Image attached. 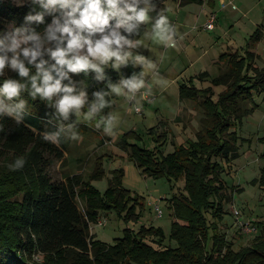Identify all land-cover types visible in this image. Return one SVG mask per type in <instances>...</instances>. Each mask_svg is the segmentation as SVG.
Listing matches in <instances>:
<instances>
[{"label":"trees","instance_id":"16d2710c","mask_svg":"<svg viewBox=\"0 0 264 264\" xmlns=\"http://www.w3.org/2000/svg\"><path fill=\"white\" fill-rule=\"evenodd\" d=\"M163 1L153 0L155 4ZM37 11L43 9L32 5L30 0L20 7L10 0H0V18L10 25L23 26L25 16ZM51 19L46 15L44 24L30 26L43 32ZM144 31L142 24L139 35L133 38L137 39ZM252 56L248 50L243 56L237 51L221 55L220 61L226 68L205 87H197L191 78L180 83V99L197 101L203 112L201 128L194 139L174 145L173 151L166 154L161 153L160 147L155 151L139 145L136 139L140 135L133 130L125 132L118 142L141 173L185 180L186 193L178 189L170 199V207L179 218L170 233L175 247L171 242L163 243L162 232L153 225L125 228L123 235L111 243L94 238L90 225L97 222L102 212L114 210L129 221L140 216L143 202L124 185L121 167L111 171L104 193L93 185V179L105 174L103 157L112 153L97 156L95 168L86 175L76 172L65 180L52 181L45 170V155L62 158L66 139L62 135L57 146L46 142L42 134L56 131L61 124L82 125V122L77 115L70 116L68 121L59 120L55 109L46 102L22 93L28 115L20 125L11 117H0L5 128L0 131V154L4 151L23 157L26 164L19 171L22 175H34V187L20 185L18 171H0V264H264V219L257 224L259 234L253 242L236 250L225 243V235L218 231L216 222H209L206 217L207 211H211L215 220L222 216L221 202L228 197L221 174L230 159L240 155L235 125L254 111L257 106L254 94L264 93V65H252ZM105 72L110 82L118 79L112 68H105ZM80 74L89 100L93 99V92L107 86L108 80L96 81L94 72ZM203 75L205 72L199 76ZM213 86L223 89L216 92ZM86 112L82 110V114ZM259 181L264 187V165ZM19 193L20 201L13 200ZM78 200L82 201V208ZM150 237L155 239L150 242ZM35 253L40 254L41 260L29 263Z\"/></svg>","mask_w":264,"mask_h":264},{"label":"rangeland","instance_id":"374dc122","mask_svg":"<svg viewBox=\"0 0 264 264\" xmlns=\"http://www.w3.org/2000/svg\"><path fill=\"white\" fill-rule=\"evenodd\" d=\"M10 1L15 3V0ZM206 1H192L181 7L183 11L181 16L192 15L191 17H194L197 14L200 18L196 22L195 17L190 20L193 21L191 27L196 26L195 29L190 27V31L195 37L208 33H211L210 37H212L216 33V30L209 31L201 27L206 22V15L209 13L208 7L201 4ZM233 2L237 5V10L230 15L224 12L229 9L227 7L217 9L215 26L219 29L221 27L231 28L232 32L240 33L237 34L240 36L243 46L250 39H248L247 33H252L253 36L255 34L256 42L259 40L261 31H264V0H233ZM181 8L176 5L175 0L160 2L156 4V10L150 13L152 22L162 11L175 26L173 19L179 20ZM226 17H229L228 20ZM257 24L262 25L258 27ZM9 26L10 24L0 18V31ZM237 27H241V30H238ZM136 40L140 47L133 49V57L142 60L143 66L134 65L130 61L126 67L122 66L118 71L112 68L118 76V79L113 83H118L121 78H128L134 73L139 74L143 71L146 81L145 88L141 89L136 100L132 102L124 96L115 94L106 97L110 100L111 107L103 109V112L92 120L86 119L85 114H82L81 111L77 115V119L82 122V125L74 127L79 139L72 140L65 137L66 148L60 159L56 158L54 154H46L45 170L52 181L65 180L66 176L76 172H83L86 175L95 168L94 162L97 156L112 153L113 155L103 157L105 174L93 179V185L104 193L111 171L121 167L124 169V185L133 194L140 197L143 209L137 219L129 221H125L114 210L102 212L97 222L90 225V232L94 238L111 243L114 238L123 235L125 228L137 229L141 225H153L162 232L163 243L171 242V245L175 247L176 243L171 241L170 233L173 224L179 223V218L175 215L174 209L170 207V199L176 195L178 189L186 193L185 180L183 177L177 180H171L166 176L155 178L141 173L135 162L119 148L118 142L125 132L133 130L140 135V138L136 139L139 145L155 151L157 147H160L161 153L166 154L173 151L174 145L185 142L187 139H194L195 133L201 128L203 112L200 111V105L194 106L188 100L177 104V98L178 81L182 83L184 79L194 73L197 67L189 66V59L193 55L189 56L180 51V41H176L175 47H166L158 41L152 35L151 23L145 24L144 33ZM258 45L260 47L258 49L264 50V38ZM153 65H155V70H153ZM258 65L263 67L264 64ZM182 66L187 67V70L185 68L183 77L179 78ZM105 68L109 69L111 66ZM69 75L74 82H77L78 87H83L81 74L70 73ZM6 78L19 79L17 73L10 69H6L5 74L0 76V81L3 82ZM64 83H68V81L66 80ZM203 85L201 81L199 86ZM222 89V86H218L215 91L219 92ZM104 90H107V86ZM21 98L23 99V97ZM254 98L257 104L255 110L243 117V122L235 125L234 128L239 137L240 156L235 160L230 159V163L221 174L227 187L228 197L227 200L221 202L222 216L215 217V220L211 216V211L206 212L209 222L215 221L218 231L225 235V243L236 250L253 242L254 236L259 234L256 232L255 226L258 229V222L264 219V187L259 183L260 169L264 165V93H255ZM136 107H139L140 110L136 111ZM109 113L116 118V124L111 131L106 132L103 125L97 127V123L101 116ZM44 120L46 119H43V122L47 126V121ZM162 133L165 135L159 137ZM16 159L17 157L10 152L3 151L0 154V171L11 170L9 165ZM19 170H15L18 171L17 182L22 186L33 188L34 175H22ZM254 180L257 181L253 182ZM20 197L21 193L14 196L13 200L20 201ZM78 201L82 208V201ZM213 202L216 203L217 200L213 199ZM156 203L162 211L160 217H156L154 213ZM180 223L184 222L180 221ZM198 237L203 241L200 234ZM150 239L154 240L155 237H150L149 241ZM28 262L33 263V258L30 257Z\"/></svg>","mask_w":264,"mask_h":264},{"label":"clouds","instance_id":"9594fccd","mask_svg":"<svg viewBox=\"0 0 264 264\" xmlns=\"http://www.w3.org/2000/svg\"><path fill=\"white\" fill-rule=\"evenodd\" d=\"M26 2L15 0L18 7ZM30 3L39 5L43 11L29 12L23 26L10 25L0 31V76L10 69L19 77L6 78L0 86V117H11L17 125L28 115L27 101L21 98L25 92L33 100L39 98L54 108L56 118L62 121L78 115L85 107V118H96L103 109L111 107L106 97L112 94L135 101L146 86L144 72L112 83L105 67L110 65L118 71L130 61L143 66L142 60L133 57V49L140 47L133 37L139 35L142 24L151 23L152 35L166 47L176 45L177 30L167 15L161 11L152 22L150 13L156 10L153 0H30ZM46 15L52 19L43 32L30 26L44 24ZM152 67L155 70V65ZM90 72L95 73L98 82L108 80L107 90L93 92L92 100L86 87H78L69 75ZM66 80L68 83H64ZM115 124L116 118L109 113L101 116L97 127L103 125L109 132ZM74 127L73 123L61 124L54 132H44L42 138L57 146L62 135L77 140ZM4 130L0 123V131ZM25 164L21 157L9 168L15 171Z\"/></svg>","mask_w":264,"mask_h":264},{"label":"crops","instance_id":"0c3cea01","mask_svg":"<svg viewBox=\"0 0 264 264\" xmlns=\"http://www.w3.org/2000/svg\"><path fill=\"white\" fill-rule=\"evenodd\" d=\"M175 1H176V5L181 8L183 5L189 2H192V1H197V0H175ZM201 1L203 2V0ZM201 4H205L208 7L209 13L212 11H216L218 9V0H207L206 3H201ZM227 8L229 9L225 11L224 10H221V11H224L227 15H230L233 13V11L237 10V5L234 3V6H228ZM179 12H180L179 20L177 21L176 19H173L174 20L173 23L175 24V28L177 30L176 41L181 42L180 44L181 52L186 53L189 56L193 55V57L189 59V66L194 67V68L197 67L194 73L191 76L184 79L182 82H187L188 79L191 78L193 80V83L197 87L201 88V87L210 85L212 78L215 77L219 71L224 70L226 68V65H223V63L220 61V57L221 55L227 52L237 51L239 55L243 56L246 50H248L252 52L253 54L252 61H251L252 65L255 66L256 64L257 66H259L258 64L260 63L264 64V50L258 49L260 48L258 45L260 40L264 38V31H261L259 40H257L256 42H255V37L253 38L252 33L251 34L247 33L248 34L247 37L249 36L248 39L249 38L250 39L248 43H246L244 46L242 45V42L239 38L240 36L238 35L240 33L236 31L232 32L231 28L224 29L221 27V25H220L221 29H219L217 26L214 27L213 30L214 31L216 30V33L214 36H212L213 38L210 37L211 33H208V32H207L208 33L207 35L201 34L195 37L190 31V27L193 24L192 23L193 21H190V20L194 19L195 17V22H196V20L200 19L199 16L197 14L194 17H191L192 15L191 16L189 15L181 16V14L183 13L182 8L180 9ZM209 13L206 15V18L208 17ZM228 18L229 17H226V20H228ZM261 25L262 24H257L258 27ZM231 26L233 27V25ZM194 27L195 26L191 28L195 29ZM238 30H241V27H239ZM204 41H207V43H204ZM220 42H222V44H220ZM198 49L200 50L199 52H198ZM185 68L187 70V67H183L181 69L178 75V77L180 76L179 78L183 77L184 75L183 70ZM204 72H205V75L199 76L201 75V73H204ZM201 81H202V84H204L203 86H199V83ZM178 83L180 85L179 81ZM179 85H178L177 104H181L184 100H188V101H191L194 106H199L197 101L191 100L189 98L180 99ZM216 87L218 86H213L214 90ZM254 103H255V98H254ZM242 122H243V119L240 123ZM238 144H239V141H238Z\"/></svg>","mask_w":264,"mask_h":264},{"label":"built area","instance_id":"2783aa9c","mask_svg":"<svg viewBox=\"0 0 264 264\" xmlns=\"http://www.w3.org/2000/svg\"><path fill=\"white\" fill-rule=\"evenodd\" d=\"M228 6H234L233 0H218V9H224ZM217 11L218 10L212 11L209 13L206 22L204 24H202V26H201L202 29L209 30V31L214 29L215 21L217 19ZM194 28H196V26ZM145 97H146V95H145ZM154 210H155L154 213H155L156 217H160L162 215V211H161V209L157 203L155 204ZM255 229H256V226H255ZM249 231H250V229H249ZM21 253H22L21 251L18 252V254H21ZM32 258H33V260H35L37 262H39L41 260V256L39 253L33 254Z\"/></svg>","mask_w":264,"mask_h":264}]
</instances>
